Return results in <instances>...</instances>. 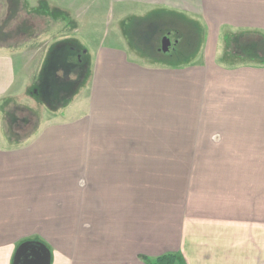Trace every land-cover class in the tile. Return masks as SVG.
<instances>
[{"label":"crops","instance_id":"0c3cea01","mask_svg":"<svg viewBox=\"0 0 264 264\" xmlns=\"http://www.w3.org/2000/svg\"><path fill=\"white\" fill-rule=\"evenodd\" d=\"M108 2L202 23L199 59L144 64L97 36L78 60L69 25L55 42L92 70L55 99L40 79L52 46H0V264L24 241L50 264H264V0ZM18 114L29 132L10 128Z\"/></svg>","mask_w":264,"mask_h":264},{"label":"rangeland","instance_id":"374dc122","mask_svg":"<svg viewBox=\"0 0 264 264\" xmlns=\"http://www.w3.org/2000/svg\"><path fill=\"white\" fill-rule=\"evenodd\" d=\"M52 1L0 0V46L17 51L19 48H23L28 53L34 52V54H37L35 50L39 51L38 48L41 46L44 49L53 47L52 55L49 61H46L47 70L45 72V76L51 75V81L46 79V82H49L44 85V94H50V90H52V97L55 98V94L59 95L55 99H62L60 97L62 96L61 87L64 85L71 87V82H67L70 77L75 80L73 88L75 92L82 89L92 70V61H76L72 57H68L69 51L67 53L62 45L64 40L63 43H61L62 40L55 42L62 39L61 35L56 36L59 31L69 25H71V31L74 34L66 35L69 39L68 42L74 40V46L78 50H75L73 56H77L84 47L88 48L90 45L92 47L91 42H95L99 36L101 39L103 37L102 40L106 39L107 41L110 39L114 41L116 38L120 43L121 39H124L123 44L120 45L126 46L127 49L124 50L127 54L140 60L141 63L147 64L148 61L144 60L158 58L162 60L158 62H167L172 66H177L189 62L188 60L192 57L199 59L195 53L197 54L198 48L205 42L202 23L197 24L191 19L183 18L178 11L166 7L144 11L135 9L136 11H130L128 15L118 17L115 11L117 6L112 5L108 0H73L74 7H67L69 0ZM63 10L75 11L77 23L72 24L71 19L66 16ZM73 27L75 29H72ZM167 33L171 40L170 43L175 40L177 42L173 44L169 52L164 53L160 50L159 42L161 37ZM155 42L159 43V51L154 49ZM129 47L133 50H129ZM134 52H138L141 56L138 54L136 56ZM90 57L87 55L84 59L88 60ZM45 76L42 75L40 79ZM57 89L60 90L57 91ZM46 98L48 97H45V100ZM24 99H26L25 102L31 101L28 95ZM45 111L47 110L45 109ZM14 116L16 120H11L10 128L15 125L22 128V131L25 129L26 132H29L30 128L34 126V118L28 122L26 129L23 125L27 120L19 121L17 119L22 118V114Z\"/></svg>","mask_w":264,"mask_h":264},{"label":"water","instance_id":"95a60500","mask_svg":"<svg viewBox=\"0 0 264 264\" xmlns=\"http://www.w3.org/2000/svg\"><path fill=\"white\" fill-rule=\"evenodd\" d=\"M170 40L164 36L161 40L160 50L167 52ZM12 264H50V251L39 241H24L15 250Z\"/></svg>","mask_w":264,"mask_h":264},{"label":"trees","instance_id":"16d2710c","mask_svg":"<svg viewBox=\"0 0 264 264\" xmlns=\"http://www.w3.org/2000/svg\"><path fill=\"white\" fill-rule=\"evenodd\" d=\"M77 61V59H76ZM47 62H44V67L42 69V73L45 76V72L47 70ZM49 65V63H48ZM49 81H51V75L46 76ZM46 81L45 78H42V82ZM48 81V82H49ZM79 81V80H77ZM76 83V82H75ZM144 259V258H143ZM145 264H184L174 253H165L155 258L145 259Z\"/></svg>","mask_w":264,"mask_h":264},{"label":"flooded vegetation","instance_id":"af4514ba","mask_svg":"<svg viewBox=\"0 0 264 264\" xmlns=\"http://www.w3.org/2000/svg\"><path fill=\"white\" fill-rule=\"evenodd\" d=\"M80 55H81V54H78V58H79V59L77 58L78 60H81V57H80Z\"/></svg>","mask_w":264,"mask_h":264}]
</instances>
